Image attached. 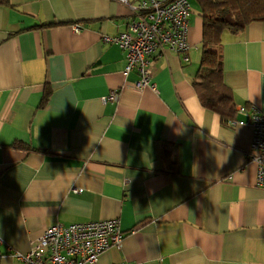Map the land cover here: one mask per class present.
Segmentation results:
<instances>
[{"label":"crops","instance_id":"1","mask_svg":"<svg viewBox=\"0 0 264 264\" xmlns=\"http://www.w3.org/2000/svg\"><path fill=\"white\" fill-rule=\"evenodd\" d=\"M10 2L0 4V264H24L9 247L27 252L53 224L115 217L122 247L95 264H264L251 127H230L204 106L209 131L197 129L182 103L198 94L197 2L190 60L160 50L155 89L142 90L135 71L124 73V50L101 39L125 30L126 4ZM222 54L236 109L264 110V22L225 30ZM114 90L118 100H106Z\"/></svg>","mask_w":264,"mask_h":264},{"label":"built area","instance_id":"2","mask_svg":"<svg viewBox=\"0 0 264 264\" xmlns=\"http://www.w3.org/2000/svg\"><path fill=\"white\" fill-rule=\"evenodd\" d=\"M126 4L133 15L125 30L116 35H102L105 43L118 44L125 52L124 73L135 71L138 75L133 86L155 89L152 64L160 50L169 48L179 53L183 60H190V17L193 11L190 0H118ZM76 30L80 25H75ZM119 91L114 90L105 98L117 101ZM236 112L247 114V119H229L226 125L251 127V145L247 156L256 165V185L264 188V110L253 108L248 113L245 105ZM127 232L119 217L74 222L56 223L46 228L31 242L27 252L12 250V257L24 264H95L101 254L110 247L121 248ZM3 254L0 252V260Z\"/></svg>","mask_w":264,"mask_h":264},{"label":"trees","instance_id":"3","mask_svg":"<svg viewBox=\"0 0 264 264\" xmlns=\"http://www.w3.org/2000/svg\"><path fill=\"white\" fill-rule=\"evenodd\" d=\"M195 1L202 12L203 39L194 86L203 105L218 113L226 124L236 116V103L224 81L222 34L225 30L240 32L252 22H264V0ZM0 4L12 6L10 0H0Z\"/></svg>","mask_w":264,"mask_h":264},{"label":"clouds","instance_id":"4","mask_svg":"<svg viewBox=\"0 0 264 264\" xmlns=\"http://www.w3.org/2000/svg\"><path fill=\"white\" fill-rule=\"evenodd\" d=\"M182 103L185 106V110L189 113V115L192 117V124L197 127V129H203L207 128L209 131V125L207 122H205L204 117L206 116V112L204 110V105L200 101V97L198 94H191L186 96ZM193 107H196L199 109V111L194 112ZM173 121H178L177 119H172L169 123ZM180 122V121H178ZM185 122L183 124L180 122L181 126L183 127Z\"/></svg>","mask_w":264,"mask_h":264},{"label":"rangeland","instance_id":"5","mask_svg":"<svg viewBox=\"0 0 264 264\" xmlns=\"http://www.w3.org/2000/svg\"><path fill=\"white\" fill-rule=\"evenodd\" d=\"M191 1L193 3L194 8H195L196 7V4H194V3H196V1L195 0H191Z\"/></svg>","mask_w":264,"mask_h":264}]
</instances>
